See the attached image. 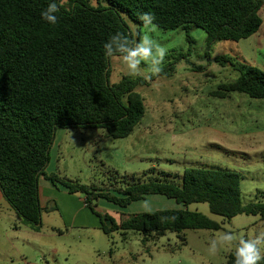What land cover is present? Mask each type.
<instances>
[{
  "label": "trees",
  "instance_id": "trees-1",
  "mask_svg": "<svg viewBox=\"0 0 264 264\" xmlns=\"http://www.w3.org/2000/svg\"><path fill=\"white\" fill-rule=\"evenodd\" d=\"M52 2L0 0V188L22 224L36 232L42 228V176L71 194L85 195V205L101 217L107 234L119 229L148 239L168 232L220 231L218 222L188 210L199 203H207L213 215L225 220L244 214L264 221V203L243 204L242 178L231 170L186 169L182 177L163 174L144 180L134 175L125 187L116 188H92L46 173L58 129H100L106 139L124 140L141 123L146 104L135 89L150 82L125 77L111 85L110 58L103 47L117 32L134 41L126 17L141 27L138 17L151 13L159 28H184L187 33L193 25L207 34L211 46L255 35L264 23V0H105L97 6L68 0V8L62 5L56 14L55 25L41 17ZM234 68L239 77L222 85L215 96L236 92L264 100V72L255 66ZM154 195L174 200L181 208L133 214L120 223L106 216L107 227L94 203L106 200L125 209ZM234 261V252L229 253L227 264Z\"/></svg>",
  "mask_w": 264,
  "mask_h": 264
},
{
  "label": "rangeland",
  "instance_id": "rangeland-1",
  "mask_svg": "<svg viewBox=\"0 0 264 264\" xmlns=\"http://www.w3.org/2000/svg\"><path fill=\"white\" fill-rule=\"evenodd\" d=\"M88 1L93 6L98 2L105 5V0ZM63 5L68 8V0ZM260 14L264 22V6ZM125 21L138 41L143 26L128 17ZM151 36L167 49V55L162 72L147 79L150 85L135 89L146 104L141 123L124 140L106 139L100 129H58L64 133L62 138L56 135L55 149L50 152L51 173L92 188H116L125 187L134 175L144 180L163 174L182 177L186 169L231 170L242 178V203H264V100L236 92L215 96L222 85L239 77L234 67L255 66L264 72V23L248 39L211 46L207 34L193 25L188 33L184 28L157 27ZM223 57L226 63L217 62ZM147 68L142 63L140 75H129L119 57L113 56L109 83L145 77ZM77 196L84 202L85 195ZM94 203L107 227L110 221L106 216L120 223L133 214L181 208L162 195L149 196L125 209L106 200ZM88 210L94 215L91 223L66 228L60 215L53 213V204L46 205L41 230L26 226L17 234L11 264H227L235 246L212 255L208 251L210 238L228 230L247 236L264 229L260 217L243 214L225 220L213 215L207 203H199L188 210L218 222L220 231L168 232L145 239L141 233L119 229L105 233L101 217Z\"/></svg>",
  "mask_w": 264,
  "mask_h": 264
},
{
  "label": "clouds",
  "instance_id": "clouds-1",
  "mask_svg": "<svg viewBox=\"0 0 264 264\" xmlns=\"http://www.w3.org/2000/svg\"><path fill=\"white\" fill-rule=\"evenodd\" d=\"M64 0H53L52 3L41 12L43 20L49 24L58 23L60 7ZM138 19L142 22L144 34L138 41H132L123 33L117 32L104 44V54L111 58L118 56L122 64L127 69V73L132 76L140 75V65H148L149 75L145 79H151L154 75L162 72V63L167 55V49L154 40L151 33L157 31L154 23L155 17L151 13H142ZM235 223V221H234ZM234 247V264H260L264 260V229L251 235H244L238 231H224L217 233L210 238L208 251L216 255L222 248Z\"/></svg>",
  "mask_w": 264,
  "mask_h": 264
},
{
  "label": "crops",
  "instance_id": "crops-1",
  "mask_svg": "<svg viewBox=\"0 0 264 264\" xmlns=\"http://www.w3.org/2000/svg\"><path fill=\"white\" fill-rule=\"evenodd\" d=\"M58 131L56 135L62 138L64 132ZM103 137H105L104 132ZM55 145L54 143L52 150L55 149ZM51 165L52 160L47 167V174L52 172ZM39 185L41 207L44 209L46 205L53 204V213L56 212L60 215V220L66 228H76V226L81 227L82 225V227H86L85 222L93 221L94 215L76 194L69 193L63 186L53 185L44 177L40 178ZM2 193L0 188V264H11L15 260L17 234L26 229L23 228L26 226L22 224L19 215L8 204ZM7 219L10 220V224H7Z\"/></svg>",
  "mask_w": 264,
  "mask_h": 264
}]
</instances>
